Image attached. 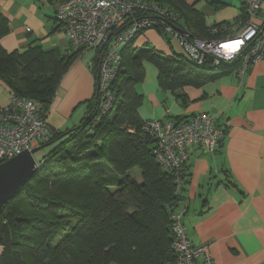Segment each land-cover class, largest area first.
I'll list each match as a JSON object with an SVG mask.
<instances>
[{"label":"trees","instance_id":"1","mask_svg":"<svg viewBox=\"0 0 264 264\" xmlns=\"http://www.w3.org/2000/svg\"><path fill=\"white\" fill-rule=\"evenodd\" d=\"M154 1L179 12L180 20L192 21L200 32L197 37L219 36L205 31L203 17L182 0ZM245 19L242 3L238 21ZM153 29L171 39L159 22ZM8 30L0 12V38ZM77 53L81 50L57 60L40 46L8 52L0 44V80L10 93L39 102L47 115L62 70ZM121 54L124 69L112 82V109L94 123L95 93L79 123L64 130L49 129L39 143L48 150L37 159V170L0 210V264H164L173 258L171 215L185 201L182 191L189 168L185 161L179 170L183 184L177 190L176 172L154 159L153 141L141 132L138 106L143 98L134 87L144 79L142 61L157 68L162 89L174 91L234 72L243 54L218 66H213L211 57L197 64L184 53L166 55L129 43ZM192 146L186 150L187 158ZM28 190L24 207L17 205L16 198Z\"/></svg>","mask_w":264,"mask_h":264},{"label":"crops","instance_id":"2","mask_svg":"<svg viewBox=\"0 0 264 264\" xmlns=\"http://www.w3.org/2000/svg\"><path fill=\"white\" fill-rule=\"evenodd\" d=\"M58 2L0 0V12L9 27L0 38L1 46L8 52L40 46L54 59L79 51L71 46L55 19ZM182 2L203 17L205 31L214 25L225 27L219 35L225 38L242 28L238 21L240 0ZM256 18L264 23V0ZM180 24L197 36L199 31L192 21L181 17ZM129 44L136 49L151 47L166 55L183 54L174 39L168 40L151 28ZM83 53H77L62 70L46 119L50 131L73 127L88 111L96 91L97 68L90 67L92 54L81 56ZM142 66L144 79L134 87L143 98L138 106L142 120L185 121L205 112L226 131L214 153L197 145L188 149L189 170L182 191L185 201L175 213L180 215L190 242L207 244L213 264H264V57L250 63L242 78L234 71L174 91L159 86L154 64L144 60ZM9 95L0 80V107ZM135 172L140 181L138 170Z\"/></svg>","mask_w":264,"mask_h":264},{"label":"built area","instance_id":"3","mask_svg":"<svg viewBox=\"0 0 264 264\" xmlns=\"http://www.w3.org/2000/svg\"><path fill=\"white\" fill-rule=\"evenodd\" d=\"M241 1L245 6L246 19L238 33L231 37L202 39L186 27L178 26L179 12L154 0H59L55 19L71 46L83 52L100 50L102 54L99 68L96 67L99 80L96 81L98 105L93 115L94 123L100 121L115 103L112 82L124 69L122 47L146 29H153L157 22L162 31L197 64L211 57L213 66H218L242 53V62L235 70L236 76L242 78L250 63L264 57V23L256 18L263 0ZM141 11L153 14V17L141 15ZM156 19L158 21H154ZM224 29L221 26L209 28L212 34L217 35ZM92 59L91 69L94 65ZM43 108L33 99L10 93L7 103L0 107V163L31 150L47 138L49 125ZM141 132L153 141L154 159L165 169L176 172L177 190L183 184L179 170L187 159V148L201 145L206 151L214 153L225 136L224 129L218 127L214 117L205 112L179 122L148 119L142 122ZM171 221L174 255L164 264H213L207 244L194 245L190 242L180 215L173 212Z\"/></svg>","mask_w":264,"mask_h":264},{"label":"water","instance_id":"4","mask_svg":"<svg viewBox=\"0 0 264 264\" xmlns=\"http://www.w3.org/2000/svg\"><path fill=\"white\" fill-rule=\"evenodd\" d=\"M40 148L38 144L0 163V210L37 170L34 154Z\"/></svg>","mask_w":264,"mask_h":264},{"label":"rangeland","instance_id":"5","mask_svg":"<svg viewBox=\"0 0 264 264\" xmlns=\"http://www.w3.org/2000/svg\"><path fill=\"white\" fill-rule=\"evenodd\" d=\"M58 6V5H57ZM92 54V50H88V51H86V52H84L83 54H81V56H83V55H85V56H90ZM112 113V112H111ZM145 120H148V119H144L143 121H145ZM142 121V122H143ZM164 121H167V120H164ZM170 121H172V120H170ZM173 122V121H172ZM175 122V121H174ZM48 137V136H47ZM47 150H48V146H46V147H43V148H41L40 150H38L37 152H35V154H34V157H35V159L37 160V159H39V157L41 156V155H44L46 152H47ZM104 165H106L105 163H103ZM135 170H138L137 168H135ZM135 174L137 175V172H135ZM29 193H30V191L28 190V192L24 195V196H18L17 198H16V200H15V203H17V205H19V206H21V207H24V203H25V201H26V198H28V195H29ZM8 212H9V210H8ZM1 251H2V247L0 246V254H1ZM1 256V255H0ZM28 264H30V262L28 263Z\"/></svg>","mask_w":264,"mask_h":264},{"label":"bare ground","instance_id":"6","mask_svg":"<svg viewBox=\"0 0 264 264\" xmlns=\"http://www.w3.org/2000/svg\"><path fill=\"white\" fill-rule=\"evenodd\" d=\"M93 54L94 55H96L95 57L93 56ZM102 57V54H101V51L100 50H95L94 49V52L92 53V58L94 59V61H95V66L97 67V68H99V62H100V58ZM90 66H91V63H90ZM99 79H98V77L95 79V81H98Z\"/></svg>","mask_w":264,"mask_h":264}]
</instances>
